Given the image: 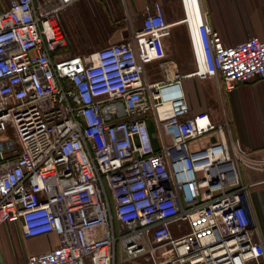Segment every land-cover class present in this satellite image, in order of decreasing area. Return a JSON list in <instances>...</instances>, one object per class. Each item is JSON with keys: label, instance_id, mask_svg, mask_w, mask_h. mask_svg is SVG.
I'll use <instances>...</instances> for the list:
<instances>
[{"label": "built area", "instance_id": "2783aa9c", "mask_svg": "<svg viewBox=\"0 0 264 264\" xmlns=\"http://www.w3.org/2000/svg\"><path fill=\"white\" fill-rule=\"evenodd\" d=\"M75 1L9 0L0 12V139L10 130L17 145L0 146V228L58 239L22 264H260L239 163L264 160L191 115L183 81L220 77L231 93L264 78V42L226 46L198 0H180L193 73L164 61L171 25L159 2L127 41L71 55L59 20ZM153 62L156 83L145 75Z\"/></svg>", "mask_w": 264, "mask_h": 264}, {"label": "crops", "instance_id": "0c3cea01", "mask_svg": "<svg viewBox=\"0 0 264 264\" xmlns=\"http://www.w3.org/2000/svg\"><path fill=\"white\" fill-rule=\"evenodd\" d=\"M173 1L76 0L61 13L60 19L76 4L83 3V16H80L82 20H79V25L83 29H96L99 27L97 20L103 19L102 17L117 20L118 22L111 24L114 30L113 42L117 44L127 41L134 31L139 30L144 8L159 2L163 7L166 22L171 25L170 36L164 40V61L170 67H190L195 70L194 52L188 29L183 23L184 15L182 11L169 10L170 5L175 3ZM8 3L9 0H0V12L7 9ZM198 3L206 14L210 29L219 34L224 45L235 46L250 37L264 42V0H198ZM189 9L190 6H187V12ZM191 12H194L193 8ZM93 13L97 16L94 17ZM74 20L72 17L68 25L75 26L72 24ZM121 20H134L139 23V28L134 30L125 24L120 25ZM62 32L66 40V35L63 30ZM184 81L187 99V85ZM193 94L197 95L199 105L193 104ZM189 107L191 115L205 113L212 123L224 124L228 145L231 146L232 143L244 153H249L250 159L264 160V78H254L238 84L231 93L224 91L220 77L207 80L190 78ZM149 124L153 134V125L150 121ZM203 143L205 139L197 140L191 143L190 148L198 149ZM239 173L242 183L248 186L246 207L256 228V240L264 246V166L254 169L241 164ZM57 245L58 239L53 234L25 239L19 225L6 224L0 228V264H22L29 256L45 254ZM131 262L122 263L117 260L116 264ZM84 264L90 263L85 260ZM260 264H264V258Z\"/></svg>", "mask_w": 264, "mask_h": 264}, {"label": "rangeland", "instance_id": "374dc122", "mask_svg": "<svg viewBox=\"0 0 264 264\" xmlns=\"http://www.w3.org/2000/svg\"><path fill=\"white\" fill-rule=\"evenodd\" d=\"M169 7V10H175L183 13V8L180 0H174ZM98 5V4H96ZM83 3H78L73 7L71 10H69L63 18L59 20V25L61 26L62 30L64 31L66 35V42L67 47L63 50L64 53L71 54V55H83L95 52L99 49L105 48L107 46L116 44L113 42V28L111 27V24H115L118 22L117 20H108L107 17H102L103 19L97 20V24L99 25L96 29H83L79 25V20H82L80 16H83ZM94 17L97 16V14H92ZM184 15V13H183ZM75 18V22L72 23L75 26H69L68 23L71 20V18ZM120 25H127L129 28H134V30H137L139 28V23H135L134 20H127V21H119ZM71 23V21H70ZM125 42V41H124ZM180 74L188 75L190 73H193V69H190V67L187 68H180L178 69ZM145 75L146 78L150 83H153L155 81H159L162 79V71L159 66V62H153L151 64H148L145 66ZM184 84L187 85V100L190 105V78H186L184 81ZM192 102L195 105H199L198 97L197 95L193 94ZM5 140V141H4ZM1 147H6V149L16 148V140L14 135L8 131L7 134H5L0 139ZM242 163H239V166ZM145 261L139 262L134 261L127 264H144ZM146 264V262H145ZM148 264V263H147Z\"/></svg>", "mask_w": 264, "mask_h": 264}, {"label": "trees", "instance_id": "16d2710c", "mask_svg": "<svg viewBox=\"0 0 264 264\" xmlns=\"http://www.w3.org/2000/svg\"><path fill=\"white\" fill-rule=\"evenodd\" d=\"M148 128H149L150 131H152V126H151V124H148Z\"/></svg>", "mask_w": 264, "mask_h": 264}, {"label": "bare ground", "instance_id": "6f19581e", "mask_svg": "<svg viewBox=\"0 0 264 264\" xmlns=\"http://www.w3.org/2000/svg\"><path fill=\"white\" fill-rule=\"evenodd\" d=\"M188 12L190 13V9L188 10Z\"/></svg>", "mask_w": 264, "mask_h": 264}]
</instances>
